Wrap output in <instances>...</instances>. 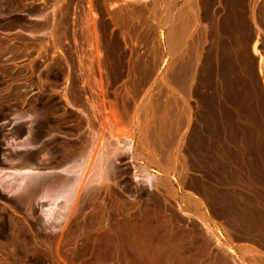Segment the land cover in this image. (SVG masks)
I'll list each match as a JSON object with an SVG mask.
<instances>
[{"label":"rangeland","instance_id":"1","mask_svg":"<svg viewBox=\"0 0 264 264\" xmlns=\"http://www.w3.org/2000/svg\"><path fill=\"white\" fill-rule=\"evenodd\" d=\"M26 129L52 180L71 143L135 156L47 223L0 192V264H264L237 249L264 207V0H0V169Z\"/></svg>","mask_w":264,"mask_h":264},{"label":"bare ground","instance_id":"2","mask_svg":"<svg viewBox=\"0 0 264 264\" xmlns=\"http://www.w3.org/2000/svg\"><path fill=\"white\" fill-rule=\"evenodd\" d=\"M253 47V50L256 51V43ZM21 118L22 117H18L17 119ZM50 122V118L47 119V137H49L48 129ZM24 131L26 133V137L23 141L17 142L14 140L15 144L12 146V149L16 159L8 161L10 169H0V192L10 198H18L17 200H21L19 198H27L30 202L25 204L24 199H22V202H24L23 205L33 203L34 201L37 203L45 202L46 206L43 207L42 214L44 215L46 223L48 220L57 219L59 216L58 209L65 208L68 204L72 203L73 206L69 211L70 213L72 211V215L77 209V202L80 199L82 201L84 198L87 199L90 195H99L104 189V186L107 187V182L115 173L114 163L121 161L124 157L135 156V148L131 138L117 140L114 145L109 143L106 147L103 146V149H99V146H96L90 151L88 158H83L82 154L81 156H77L76 154L73 157L72 154L76 149L74 145L75 143H71L67 152L71 153L72 151V154H68L66 152L67 156L63 152L64 154L60 155V157L57 158L58 160H56L57 162H61V160L66 157L68 160L71 159L69 161V165L64 169L66 176L54 178L53 180L48 178L45 179L43 177L36 176V174L33 173V164L28 160V157H20L18 154V151L28 150L32 146V143L30 142V129H26ZM19 132H23V129L19 128ZM10 143L8 145H12ZM78 172H81L82 176L84 175V181L79 185ZM138 173L139 175H135L138 182L147 186L150 190L156 191L158 189V182L145 169H139ZM88 174H91L92 178L97 181V187L92 190H89V181L85 183V178ZM76 187L78 188L77 193L74 192ZM32 200L34 201L32 202ZM61 203L62 205H60ZM68 216H70V214Z\"/></svg>","mask_w":264,"mask_h":264},{"label":"crops","instance_id":"3","mask_svg":"<svg viewBox=\"0 0 264 264\" xmlns=\"http://www.w3.org/2000/svg\"><path fill=\"white\" fill-rule=\"evenodd\" d=\"M262 133L264 136V130ZM253 145L264 146V138H253ZM244 212L247 213L248 219L243 225L250 226L253 228V232H257L258 235L254 234L252 238L239 239L240 243L237 249L239 252H244L248 247L258 255H264V207H251Z\"/></svg>","mask_w":264,"mask_h":264},{"label":"water","instance_id":"4","mask_svg":"<svg viewBox=\"0 0 264 264\" xmlns=\"http://www.w3.org/2000/svg\"><path fill=\"white\" fill-rule=\"evenodd\" d=\"M36 175H38L39 177L47 178L46 174H36Z\"/></svg>","mask_w":264,"mask_h":264}]
</instances>
